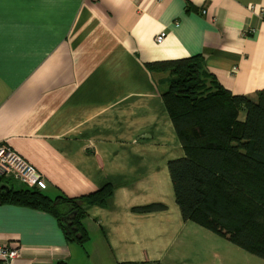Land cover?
<instances>
[{"label": "crops", "instance_id": "obj_1", "mask_svg": "<svg viewBox=\"0 0 264 264\" xmlns=\"http://www.w3.org/2000/svg\"><path fill=\"white\" fill-rule=\"evenodd\" d=\"M193 55L234 94L264 89V0L0 3V141L49 198L113 186L103 205L80 202L83 245L52 213L0 202V245L21 248L12 264H264L175 202L168 162L183 150L148 65ZM152 204L164 209H139Z\"/></svg>", "mask_w": 264, "mask_h": 264}, {"label": "trees", "instance_id": "obj_2", "mask_svg": "<svg viewBox=\"0 0 264 264\" xmlns=\"http://www.w3.org/2000/svg\"><path fill=\"white\" fill-rule=\"evenodd\" d=\"M148 66L165 73L157 80L166 86L160 96L183 150L181 158L168 162L183 220L264 259V89L252 96L230 92L206 71L202 55ZM4 187L0 202L52 213L66 238L79 245L88 239L80 202L103 205L113 190L106 184L78 200L49 198L34 187Z\"/></svg>", "mask_w": 264, "mask_h": 264}, {"label": "built area", "instance_id": "obj_3", "mask_svg": "<svg viewBox=\"0 0 264 264\" xmlns=\"http://www.w3.org/2000/svg\"><path fill=\"white\" fill-rule=\"evenodd\" d=\"M205 10H202V14ZM165 37V31L159 32L154 40L160 44ZM11 176L27 187H35L41 175L22 156L0 141V177ZM21 254V248L0 245V264H12Z\"/></svg>", "mask_w": 264, "mask_h": 264}, {"label": "rangeland", "instance_id": "obj_4", "mask_svg": "<svg viewBox=\"0 0 264 264\" xmlns=\"http://www.w3.org/2000/svg\"><path fill=\"white\" fill-rule=\"evenodd\" d=\"M165 76V73H159V72H156L155 73V77H156V79L158 80V79H161V78H163ZM9 183L14 187V188H19V187H25L24 185H22L21 183H19L18 181H16V180H11V179H9Z\"/></svg>", "mask_w": 264, "mask_h": 264}, {"label": "water", "instance_id": "obj_5", "mask_svg": "<svg viewBox=\"0 0 264 264\" xmlns=\"http://www.w3.org/2000/svg\"><path fill=\"white\" fill-rule=\"evenodd\" d=\"M2 188H5L4 185H1V186H0V189H2Z\"/></svg>", "mask_w": 264, "mask_h": 264}, {"label": "snow or ice", "instance_id": "obj_6", "mask_svg": "<svg viewBox=\"0 0 264 264\" xmlns=\"http://www.w3.org/2000/svg\"><path fill=\"white\" fill-rule=\"evenodd\" d=\"M3 2V0H0V3H2Z\"/></svg>", "mask_w": 264, "mask_h": 264}]
</instances>
